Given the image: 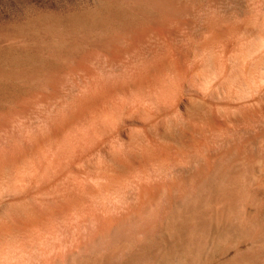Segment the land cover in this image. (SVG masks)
<instances>
[{
    "label": "bare ground",
    "instance_id": "6f19581e",
    "mask_svg": "<svg viewBox=\"0 0 264 264\" xmlns=\"http://www.w3.org/2000/svg\"><path fill=\"white\" fill-rule=\"evenodd\" d=\"M99 1L139 19L56 36L48 75L26 78L64 111L53 155L24 151L15 173L0 152V264H264V61L243 54L264 33L254 0ZM175 24L201 41L161 42ZM65 69L83 73L72 87Z\"/></svg>",
    "mask_w": 264,
    "mask_h": 264
},
{
    "label": "rangeland",
    "instance_id": "374dc122",
    "mask_svg": "<svg viewBox=\"0 0 264 264\" xmlns=\"http://www.w3.org/2000/svg\"><path fill=\"white\" fill-rule=\"evenodd\" d=\"M167 1L169 0H165L164 2ZM252 3L250 7L252 13H254L252 17L254 20L256 19V25H261L264 23V0H254ZM115 5L116 4H112L107 9L105 7V10L104 5L99 0H0V152L5 154L6 161H9L8 163L13 162L12 160H15L18 155L20 156L24 151H31L33 154L45 152L48 155H53L55 153V146L53 143L55 137L53 135L51 122L54 118L62 116V112L64 111L63 104L55 97H45L43 95L45 91L31 84L26 78L48 75L44 69L47 68L48 65L50 67L53 63L55 64V62L47 56V52L52 48H65L64 43H62V41L60 42V37L56 39V36H67L68 33L69 35H85L95 38L96 35H99V33L103 31V28L105 30V28L111 26L110 28L112 29H118V26L119 28L120 26L122 27L121 24L125 21H138L139 18H137V14L129 9L128 13L126 11L127 8L120 7L118 4L116 6L119 8H117ZM123 8L126 10L124 9L123 11ZM147 10H149V8H147ZM153 10L154 9H150L152 12ZM113 13H115L114 16ZM126 13H128V15ZM116 17L118 18L116 19ZM176 25L177 24H175V26L173 25V31L167 32L166 34L164 33L165 35L163 34L160 37L161 42L172 45L177 42V45H185L186 43L188 44L191 39L192 41L190 43L196 40L201 41L199 33L194 31L190 32L191 30L187 29L185 26L183 28L182 25ZM260 35L263 36L259 37L256 33H251V35H249V42L247 46H245L243 52V54L246 53L248 55L245 54L247 59L260 57V60L262 59L264 61V33H260ZM149 39H147V42H150L153 38ZM155 39H157V37ZM13 40L15 42L11 44ZM257 40L261 41L259 43L260 45L254 43ZM45 50L48 51L45 52ZM81 51L78 53L79 55H76V59L79 57L80 59H78L81 60L84 52L83 50ZM78 59L76 62L79 61ZM66 72L69 73L64 74ZM79 73L76 72L75 78H71V76L74 75V71L68 69L62 70L60 73V78L63 79L61 81L62 85L64 84L65 86L67 82H69V80L71 82L72 79L73 82L68 83L70 85L69 87H72L74 83L76 84V82L80 81L83 73ZM67 75H69L70 78L69 76L67 77ZM24 80L25 82L23 83ZM106 81L112 83L110 78L106 79ZM31 85L33 87H31ZM69 87L66 88L68 89ZM63 88L61 90H63ZM66 88H64V90ZM30 93L34 95L37 94L36 97L38 99H36V103L33 102L30 107L29 105H27V107L26 105H23L24 107H22V105H20L21 107L16 106V104L13 105V102L10 101L12 97L15 96H17L16 100H20L21 98L24 99V97L26 98L31 95ZM12 109H14V112H12ZM11 112L12 115L10 116L9 114H11ZM1 160L4 162L5 158L0 159V163ZM13 163V168L15 165L17 168H14V170H17L15 171L16 173L19 170V166L17 167L15 161ZM3 164L1 163L2 166L0 165V170L4 169L3 167L7 162ZM5 210L10 214L13 212V210L9 208Z\"/></svg>",
    "mask_w": 264,
    "mask_h": 264
}]
</instances>
